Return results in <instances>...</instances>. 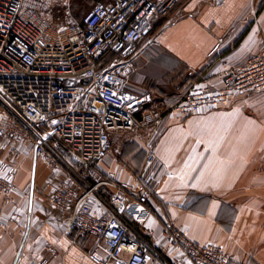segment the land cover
<instances>
[{
	"label": "crops",
	"instance_id": "0c3cea01",
	"mask_svg": "<svg viewBox=\"0 0 264 264\" xmlns=\"http://www.w3.org/2000/svg\"><path fill=\"white\" fill-rule=\"evenodd\" d=\"M158 23L143 38L126 84L158 97L137 115L139 125L116 142L101 170L127 184L142 177L150 189L146 207L152 213L133 206L126 216L152 232L150 241L164 259L159 264L184 262L169 249L162 221L196 245L227 250L231 264H264V91L196 115L170 112L182 84L204 76L217 90L231 69L262 49L264 0H184ZM150 151L155 161L146 171ZM18 163L12 202L0 192L6 223L0 264H94L88 254L96 241L66 229L47 203L48 166L31 151Z\"/></svg>",
	"mask_w": 264,
	"mask_h": 264
},
{
	"label": "built area",
	"instance_id": "2783aa9c",
	"mask_svg": "<svg viewBox=\"0 0 264 264\" xmlns=\"http://www.w3.org/2000/svg\"><path fill=\"white\" fill-rule=\"evenodd\" d=\"M46 1L0 0V192L12 202L18 159L31 151L51 171L50 209L66 229L96 241L88 254L94 264H159L164 259L152 232L126 216L133 206L152 213L150 189L142 177L118 181L101 164L154 100L150 90L126 87L143 38L184 0H111L95 4L76 24L58 16L47 23ZM263 91L264 43L223 77L221 88L213 90L204 76L192 81L170 112L196 115ZM154 161L148 152L144 169ZM19 217L14 211L13 220ZM0 228H6L1 220ZM161 233L183 264L232 263L227 250L196 245L167 221Z\"/></svg>",
	"mask_w": 264,
	"mask_h": 264
},
{
	"label": "rangeland",
	"instance_id": "374dc122",
	"mask_svg": "<svg viewBox=\"0 0 264 264\" xmlns=\"http://www.w3.org/2000/svg\"><path fill=\"white\" fill-rule=\"evenodd\" d=\"M49 0L44 3L43 10L41 12V17L44 18V20L49 24L56 23L57 16L60 20L59 22L65 24V23H79L82 20V17L85 16L90 9L95 4H102L107 3L110 0ZM59 10V11H58ZM157 25L154 26L151 33H148L146 36H151L153 32L156 30ZM190 84V81L186 82L184 85L182 84L180 88L183 87L182 91L184 92L186 87ZM174 86L172 89H170V92L177 91ZM174 93V92H173ZM154 93L153 96L158 97V95ZM179 98H177L175 101H173V105L178 101ZM155 102H159L158 99L155 100Z\"/></svg>",
	"mask_w": 264,
	"mask_h": 264
},
{
	"label": "trees",
	"instance_id": "16d2710c",
	"mask_svg": "<svg viewBox=\"0 0 264 264\" xmlns=\"http://www.w3.org/2000/svg\"><path fill=\"white\" fill-rule=\"evenodd\" d=\"M194 79V78H193Z\"/></svg>",
	"mask_w": 264,
	"mask_h": 264
}]
</instances>
